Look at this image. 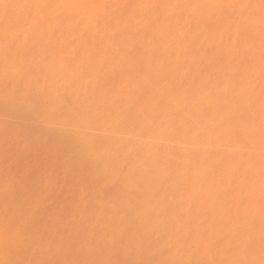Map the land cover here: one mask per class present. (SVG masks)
<instances>
[{"label": "bare ground", "instance_id": "6f19581e", "mask_svg": "<svg viewBox=\"0 0 264 264\" xmlns=\"http://www.w3.org/2000/svg\"><path fill=\"white\" fill-rule=\"evenodd\" d=\"M0 264H264V0H0Z\"/></svg>", "mask_w": 264, "mask_h": 264}]
</instances>
